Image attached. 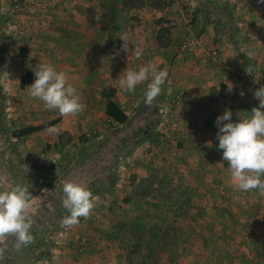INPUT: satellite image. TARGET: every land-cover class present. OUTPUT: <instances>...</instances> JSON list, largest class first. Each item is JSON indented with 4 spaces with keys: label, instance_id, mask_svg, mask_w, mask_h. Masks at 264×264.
Here are the masks:
<instances>
[{
    "label": "crops",
    "instance_id": "obj_1",
    "mask_svg": "<svg viewBox=\"0 0 264 264\" xmlns=\"http://www.w3.org/2000/svg\"><path fill=\"white\" fill-rule=\"evenodd\" d=\"M25 1V7L17 8L16 0H0V45L5 47L0 83L7 97L6 123L18 130L41 126V121L31 119L42 103H36L38 99L27 89L35 80L33 70L39 63H50L56 71L66 73L68 83L77 88L86 105L81 114L60 116L51 127L73 141L93 131L98 134L90 142L94 147L103 143L102 132L108 125H119L106 115L103 91L115 90L112 100L125 114L129 109L145 114L144 91L150 81L127 93L120 88L119 78L148 63L168 72L154 104L161 117L154 123L155 133L130 154L127 162L134 159L133 165L127 166L123 160L127 171L116 173L117 184L110 194L94 200L89 218H80V222L89 223L80 226L72 238L82 243L88 239L89 248L76 255L68 247H59L58 263L114 264L107 259L109 246L108 250L121 258L116 264H129L127 250L100 240L115 239L120 231L132 241L164 240L169 227L176 244H155L161 252L157 254L155 249L146 250V254L159 255L151 264H264V195L235 186L216 139V119L226 109L232 111L233 122H238L258 107L253 93L264 86V3ZM125 33L128 53L121 51L119 39ZM186 40L196 43L181 51ZM210 51H216L217 57L211 58ZM249 52L254 53L251 58ZM249 66L255 79L240 73ZM21 94L23 99H16ZM17 101H23L22 105ZM46 130L14 141L24 152L36 150L41 155ZM161 131H165L167 142L160 146L156 137ZM46 156L52 158L49 152ZM87 167L90 165L78 167L77 176ZM99 170L94 163L87 176L91 179ZM65 182L67 178L61 184Z\"/></svg>",
    "mask_w": 264,
    "mask_h": 264
},
{
    "label": "rangeland",
    "instance_id": "obj_2",
    "mask_svg": "<svg viewBox=\"0 0 264 264\" xmlns=\"http://www.w3.org/2000/svg\"><path fill=\"white\" fill-rule=\"evenodd\" d=\"M171 1L173 2V0ZM155 2L160 5L158 1ZM4 52L5 47H2L1 44L0 58ZM114 93V89L104 90L102 98L106 99L105 95H111L113 98ZM16 99L22 100V94L18 95ZM6 100L4 86L0 83V170H2L0 172V191L10 190L19 184L27 187L32 196L37 198L30 202L28 209V215L33 220L31 228L34 237L33 242L17 248L15 236L0 239V264H59L56 255L59 247L63 246L68 247L73 254H85L84 247L89 248L88 239L82 243L81 241L77 242L72 236L75 238L80 226H86L89 221L79 222L71 228L61 227L62 219L69 215L62 206L64 184H61V181L67 178V182L71 181L85 186L95 199L110 194V192H104L110 188L111 184L114 183V187L116 186V173L121 170L127 171L125 164L122 163L123 160L125 163H129L127 166L133 165L134 159H130L129 162L127 160L133 150L141 145L140 141L144 137V132L149 130L155 133L156 128L153 124L161 119L157 106H154L157 100L155 99L153 104L148 106L145 114L139 110H127L126 114L131 123L129 121L122 126L107 124L105 131L102 132L104 135L103 143H99L95 147L90 142L94 141L98 134L93 131L84 132L73 141V137H69L67 134H50L46 129L51 126L44 128L46 131H44L43 140L46 139V144L40 152L41 155H37L36 150L24 152L25 149L22 150V145L14 141L15 136L12 135L19 130L6 123ZM35 102H41L42 108L34 110V117L31 121H41V125L56 124L61 116L59 112L55 109L46 110L43 102L39 99ZM22 103L23 101H17L18 106ZM47 135H49L48 138ZM48 141L51 143L49 144ZM48 152L52 158L44 157ZM94 163H98L100 170L97 175L90 179L87 174L89 175L90 168ZM85 164L90 165V167L86 168L83 175L77 176L75 170ZM165 230L166 239L158 241L153 239L132 241L125 239L126 235L122 234V231L117 234L115 239L105 236L106 239L99 240L106 241L108 244L116 243L118 248L127 250L125 260L129 264L136 262L151 264L158 260L159 255L146 254L144 253L146 250L155 249L157 254L161 252L159 251L160 248L155 247V244L160 245V247L176 244L169 236V227ZM108 248L109 246L106 247V251L110 254H107V259L116 264L121 258L109 251Z\"/></svg>",
    "mask_w": 264,
    "mask_h": 264
},
{
    "label": "clouds",
    "instance_id": "obj_3",
    "mask_svg": "<svg viewBox=\"0 0 264 264\" xmlns=\"http://www.w3.org/2000/svg\"><path fill=\"white\" fill-rule=\"evenodd\" d=\"M264 3V0H258ZM121 51L128 53L127 34H121ZM137 58L141 55L136 51ZM254 55L247 53L248 58ZM34 82L27 88L30 96L43 102L46 110H58L61 116H77L86 105L81 102L77 88L68 83V76L63 71H56L50 63H39L33 70ZM252 75V68L246 69ZM125 72V71H124ZM167 69L158 70L156 65L148 63L138 71L128 70L119 78L120 88L127 93H134L141 83H147L144 91L145 104L151 106L162 92L167 80ZM231 91V87H229ZM241 97L245 95L240 92ZM258 100V107L251 109L250 116L233 122L231 110H225L217 117L219 141L218 149L222 150V160L228 165V172L235 186L244 192L256 191L264 195V86L253 93ZM50 134H58V128L47 129ZM33 197L29 189L19 184L10 190L0 191V239L15 236L16 247L27 246L33 242L31 228L33 220L28 215ZM92 193L83 185L65 182L63 185L62 206L69 213L61 221L62 228H71L80 222V218H89L95 207Z\"/></svg>",
    "mask_w": 264,
    "mask_h": 264
},
{
    "label": "trees",
    "instance_id": "obj_4",
    "mask_svg": "<svg viewBox=\"0 0 264 264\" xmlns=\"http://www.w3.org/2000/svg\"><path fill=\"white\" fill-rule=\"evenodd\" d=\"M105 97L107 100V103H106V115H107V117L119 125H124V124L128 123V121H129L128 115H126L122 110H120V108L117 106V104L112 100V96L111 95H105ZM51 125H52V123H48V124L37 126V127H30V128L22 129V130H19V131L13 133L12 136H15V137L27 136L29 134H32V133L38 131V130L47 128ZM156 125H157V123L153 124L154 127ZM151 135H152V132H150L149 130L145 131L144 138L140 141L141 144L144 143L145 140H147ZM113 188H114V183L111 184L110 188L108 190H106L104 193L110 192L111 189H113Z\"/></svg>",
    "mask_w": 264,
    "mask_h": 264
},
{
    "label": "built area",
    "instance_id": "obj_5",
    "mask_svg": "<svg viewBox=\"0 0 264 264\" xmlns=\"http://www.w3.org/2000/svg\"><path fill=\"white\" fill-rule=\"evenodd\" d=\"M25 2H26L25 0H16L17 8L25 7ZM16 11L17 9H14L12 13L15 14ZM193 43H196V40L184 41L180 47L181 51L187 50V48ZM208 54L211 58L217 57L216 51H210L208 52ZM240 73L248 79H255V73L253 70H252V75L248 74L246 69L240 70ZM166 142H167V135L165 134V131L159 132L158 136L156 137V143H158V145L161 146V145L166 144Z\"/></svg>",
    "mask_w": 264,
    "mask_h": 264
}]
</instances>
